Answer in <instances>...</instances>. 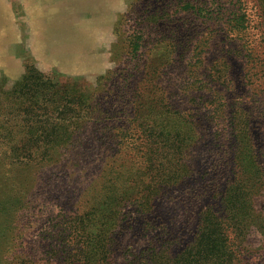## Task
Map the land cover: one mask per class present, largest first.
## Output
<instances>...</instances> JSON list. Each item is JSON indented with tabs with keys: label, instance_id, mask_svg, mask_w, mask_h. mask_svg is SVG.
Segmentation results:
<instances>
[{
	"label": "rangeland",
	"instance_id": "1",
	"mask_svg": "<svg viewBox=\"0 0 264 264\" xmlns=\"http://www.w3.org/2000/svg\"><path fill=\"white\" fill-rule=\"evenodd\" d=\"M27 69L30 77L23 80ZM37 72L72 94L88 96L84 102L73 99L65 116L75 107L107 118L106 124L83 126L86 133L95 129L96 137L107 132L110 150L99 169L132 164L135 170L137 154L116 142L136 136L131 131L136 122L153 133L166 128L172 138L191 128L182 140L174 139L189 175L162 187L155 208L162 222H171L176 241L170 246L192 239L203 208L224 214L221 197L234 183L240 249L231 246L239 264H264V0H0V264H50L39 244L48 209H58L44 198L48 184L61 191L86 188L87 195L97 191L88 179L91 171L76 177L63 151L40 146L30 153L48 142L31 141L29 131L50 129L51 118L44 114L60 110L48 107L38 114V106L46 105L43 83L50 80ZM201 94L208 102L200 107L186 101ZM160 95H169L172 107L190 122L178 134L160 115L166 111L155 103ZM231 102L252 113L247 126L240 112L233 115L232 131L227 124L232 109L221 105ZM134 115L137 121L130 124ZM53 126L57 134L65 126L78 127L60 119ZM96 137L90 142L100 154ZM187 142L192 156L182 152ZM138 217L117 249L123 259L116 264L134 255L150 258L139 248L152 233L141 236ZM135 238L144 244L130 248Z\"/></svg>",
	"mask_w": 264,
	"mask_h": 264
},
{
	"label": "trees",
	"instance_id": "2",
	"mask_svg": "<svg viewBox=\"0 0 264 264\" xmlns=\"http://www.w3.org/2000/svg\"><path fill=\"white\" fill-rule=\"evenodd\" d=\"M30 74L31 70L27 69L22 79L26 80ZM38 76L44 78L45 81L50 80L42 73H38ZM107 77L108 75L100 78L106 79ZM219 80L215 79L213 82H219ZM43 84L45 87L47 86L44 95L46 105L38 106L41 108V112L38 114H43V109L48 107L56 110L60 107V110L58 109L53 115L52 111L44 114L51 118L52 127L50 129L35 128L29 131L31 141L48 142V144L33 146L30 153H35L40 146L42 151L57 148L66 154L69 167L74 169L76 177L86 176L91 171V174H88V179L89 181L93 179L97 186V191L94 194L87 195L86 188H79L75 192L67 189L61 191L62 187L51 188L52 184H48L44 198L54 203L58 209H48V222L45 230L39 235L42 239H39V244L43 245L42 252L50 264H110V256H113V264L118 263L123 259V256L117 254V249L124 241L123 237L129 235L133 230L130 224L136 216H139L137 219L142 220L138 228L140 232H143L140 233L141 236L152 233V237L146 241L135 238L128 243V246L130 248L135 244L139 246V243L144 244L145 241L143 247L139 248V252H150V258L143 260L140 255H134L130 261H125L124 264H239L235 253L237 250L231 246L235 245L240 249L239 241L236 240L238 237H234L235 230L238 228L235 223L241 221L233 203L237 195V185L234 183L229 184L231 189L224 190L221 197L224 202L226 201L223 209L224 214L219 216L210 207L203 208L199 212L192 239L183 242L181 246L176 244L173 247L170 246L176 241V236L169 233L172 229L171 222L169 219L162 222L156 215L155 208L162 196V187L178 183L189 175L190 166L183 159L182 148L174 143V139L182 140L186 136L185 133L191 131V128L182 130L179 137L172 138L166 128H161L153 133L152 127L143 129L141 123L136 122L131 127L132 130L129 129L138 134L130 137L129 142H126L128 134L116 142L124 144L129 153L137 154L139 161L136 163L135 170L131 169L132 164L126 167L124 164H119L123 167L120 169L122 171L113 170L111 164H106L104 169H99L100 160L106 158L110 150L107 132L99 131V136L96 137L95 129L88 130L86 133L83 126L87 124L94 126L97 122L106 124L107 118L89 112L81 113L75 107L67 112L70 114L65 116L68 105L74 106L72 103L74 100L84 102L88 96L72 94L67 88L58 87L51 80ZM132 96H134L133 91ZM159 97L155 103H159L166 109L160 115L163 119H167L166 122L169 123L167 127L172 129L173 134L180 133L181 129L190 122L186 116L180 114L178 109L172 107L169 95H160ZM189 99L186 101L190 102L192 107H200L208 102V98H204L202 94L191 95ZM144 100L148 101V98ZM86 105L88 106L89 103ZM139 105L136 104L137 107ZM221 105H230L232 109L231 113L229 112L231 118L227 120L231 131L234 129L233 115H236L237 112L242 114V123L248 125L250 118L248 116L252 115L249 110L243 109L242 105L238 106L236 102L221 103ZM36 108L37 106H34V109ZM243 113L247 116L243 117ZM54 119L64 120L69 124L76 123L78 127L65 126L57 134L58 132L53 126ZM135 121L137 120L134 115L128 122L134 124ZM95 137L101 140L100 154L93 152V142H90ZM189 144L190 142L183 144L185 149L182 152L186 153V156H192L189 152ZM48 153L45 154L49 155V160L52 159L50 162L56 161ZM249 153H251L250 157H254V151ZM23 161L21 159L20 162ZM252 167L254 166L252 165ZM231 231L230 238L233 241L227 237V232ZM160 234H163L164 237H161Z\"/></svg>",
	"mask_w": 264,
	"mask_h": 264
},
{
	"label": "crops",
	"instance_id": "3",
	"mask_svg": "<svg viewBox=\"0 0 264 264\" xmlns=\"http://www.w3.org/2000/svg\"><path fill=\"white\" fill-rule=\"evenodd\" d=\"M38 44H39V46H42L40 41H39ZM86 62H87V61H83V63H81V65H82V66H83V65H86V66H87V63H86Z\"/></svg>",
	"mask_w": 264,
	"mask_h": 264
},
{
	"label": "bare ground",
	"instance_id": "4",
	"mask_svg": "<svg viewBox=\"0 0 264 264\" xmlns=\"http://www.w3.org/2000/svg\"><path fill=\"white\" fill-rule=\"evenodd\" d=\"M65 33V32H64ZM88 33V32H87ZM52 34V33H51ZM55 36V35H54ZM71 36V35H70ZM83 37V36H82ZM94 38V37H93ZM48 39V38H47ZM50 39V38H49ZM89 40V39H88ZM95 40V39H94ZM59 43H60V41H59ZM92 44V43H91ZM48 45H49V43H48ZM39 49V48H38ZM71 61V60H70ZM81 63H83V62H81ZM87 63V62H86ZM89 64V63H88ZM87 64V65H88Z\"/></svg>",
	"mask_w": 264,
	"mask_h": 264
}]
</instances>
